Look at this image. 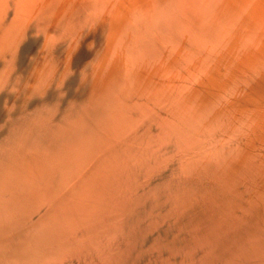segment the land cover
<instances>
[{"label":"bare ground","instance_id":"6f19581e","mask_svg":"<svg viewBox=\"0 0 264 264\" xmlns=\"http://www.w3.org/2000/svg\"><path fill=\"white\" fill-rule=\"evenodd\" d=\"M0 264H264V0H0Z\"/></svg>","mask_w":264,"mask_h":264}]
</instances>
